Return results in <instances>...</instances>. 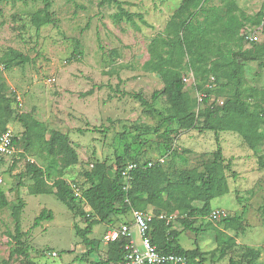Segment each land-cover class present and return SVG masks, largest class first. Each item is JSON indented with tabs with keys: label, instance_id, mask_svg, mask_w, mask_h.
I'll return each instance as SVG.
<instances>
[{
	"label": "rangeland",
	"instance_id": "obj_1",
	"mask_svg": "<svg viewBox=\"0 0 264 264\" xmlns=\"http://www.w3.org/2000/svg\"><path fill=\"white\" fill-rule=\"evenodd\" d=\"M122 1L126 2L123 6L127 10L141 13L146 23L137 17L134 22H116L112 17L116 5L100 6L99 0H53L55 24L36 28L31 15L43 6L41 0H0V91L12 102L7 126L18 138L17 153L0 163V187L11 204L19 199L24 202L19 220L21 229L29 231L25 245L36 264H79L83 257L84 263L92 264L104 259L105 252L99 248L89 258L84 256L87 245L76 234V227H85L84 218L70 211L54 193H32L34 183L25 171L28 162L52 169L51 178H42V184L62 177L70 185L83 188L87 186L85 171L93 168L101 172L109 168L112 173L118 155L139 162L163 157L164 167L175 172L190 169L200 175L217 146L212 131H182L174 124L168 154L160 136L165 128L161 117L148 113L138 100L123 93L141 94L157 109L167 111L163 93L154 101L151 99L153 92L162 90V80L143 65L151 56V38L163 32L182 0ZM263 1L211 0V3L222 6L225 12L241 10L251 16L258 12ZM251 29L247 25L242 35ZM243 44L245 48L249 46ZM10 48L27 56L29 61L6 69L2 58ZM227 70L223 69L220 76H226ZM243 77L247 85L263 88L264 63L246 62ZM205 84L212 89L217 87L209 79ZM186 90L197 101V89L187 85ZM213 93L224 100L227 97L226 92ZM195 110H200L198 104ZM17 116L29 124H42L30 132L28 145L23 135L25 127ZM55 131L64 134L75 149L78 158L75 164L64 166L56 157V164L51 161L43 139ZM217 136L225 163H229L226 169L229 192L212 199V210L223 208L228 216L237 218L241 227L211 221L207 215L195 222V227L203 226L196 233L184 229L180 216L174 213L169 220L170 230L180 231L178 239L184 248L198 245L207 251L208 264H229L230 260L247 264L249 260L244 256L247 249L259 253L251 264H264V144L259 153H254L235 132L223 131ZM79 206L90 212L86 204ZM42 209L50 210L52 219L32 227ZM128 219L129 214L123 220ZM106 225L107 222L94 225L89 238L104 241ZM13 230L10 206L0 208V264H5V260L8 264H21L20 256H9L13 246L9 233ZM132 230L137 247L141 248L137 228L133 226ZM216 235L235 238L234 245L225 246L226 254L222 257Z\"/></svg>",
	"mask_w": 264,
	"mask_h": 264
},
{
	"label": "trees",
	"instance_id": "obj_2",
	"mask_svg": "<svg viewBox=\"0 0 264 264\" xmlns=\"http://www.w3.org/2000/svg\"><path fill=\"white\" fill-rule=\"evenodd\" d=\"M41 1L43 6L31 15V22L36 28L45 24H55L56 21L51 11L53 0ZM98 4L100 6L115 4L117 10L112 17L116 22L123 20L134 22L137 17L146 23L141 13L129 11L123 6L126 4L125 1L99 0ZM247 25L252 27L251 31L259 29L262 34L259 40H245V35H242L241 31ZM150 42L151 56L144 62L143 67L155 72L162 80V90L153 92L151 99L154 101L159 93H163L168 103L167 111L162 112L157 109L141 94L123 93L130 94L138 100L148 113L161 117V124L165 125V128L160 136L164 140L163 146L168 154L171 152L170 136L174 124L182 131L192 129L212 131L215 133L217 146L212 152V159L204 163L200 175H196L190 169L175 172L169 167H164L165 159L164 162H155L151 166H147L149 160H146L130 171V186L127 190L122 188L121 172L129 162H140L126 160L125 157L118 155L116 168L112 173L109 168L101 172L93 168L85 171L87 186L79 188L80 196L75 195L71 185L62 177H55L50 184L47 182L42 184V178H51L52 169L50 167L45 169L28 162L25 171L30 174L34 183L31 192L54 193L70 211L84 218L86 225L84 228L76 227V234L87 245L84 253L87 258L96 252L100 245L99 240L89 238L93 226L101 222L111 223L114 217L120 220V217L130 214L132 208L147 211L151 207L154 213H163L166 216L177 213L184 229L196 233L202 230V224L195 227V222L210 215L213 198L229 192L226 175L229 163H225L217 134L223 131L237 133L254 153H259L261 144H264V87L247 85L243 77L246 62L258 61L260 65L264 63V1L258 12L249 16L241 10L225 12L222 6L212 4L211 0H182L167 20L163 32L151 38ZM243 42L249 46L245 48ZM28 61L27 56L11 48L2 58L6 69ZM184 68H187V71L183 73ZM225 68H228L227 75L221 77L220 73ZM189 71L193 73L195 80L190 85H193L197 92L205 94L199 104L188 94L187 84L183 81V75ZM208 79L217 83L215 89L205 86ZM213 92H226L227 97L223 105L209 104V97H217ZM11 103L10 98L0 91V133L8 125ZM196 104L200 107L198 111L195 110ZM17 119L25 127L23 135L28 145L30 132L35 127L40 128L42 124L39 122L29 124L22 116H17ZM198 121H200L199 126ZM40 136L44 138L43 132ZM43 140L45 149L55 164L56 158L64 166L78 161L75 149L61 132L55 131L49 138ZM13 143L18 144L15 134ZM199 202L201 206L198 205ZM80 203L86 204L90 212L83 210L79 206ZM6 206L11 208L14 225L13 233H9L13 244L9 256H20L21 264H36L30 259L25 245L29 231L21 229L19 220L20 209L24 206V202L19 199L16 204H11L5 191L0 187V208ZM47 219H52V212L42 209L34 218L32 227L38 226ZM219 220L234 227H241L235 217L227 215ZM150 227L149 235L157 250L185 256L187 264H208L207 251L198 245L187 249L180 244L178 239L180 231L170 230L171 221H167L166 218H155L150 223ZM215 241L220 245L219 251L222 257L226 254L225 246L234 245L235 238L226 235L225 239L216 235ZM127 242L126 237L108 242L106 257L92 264L120 261ZM244 256L249 260L247 264H251L258 258L259 253L247 249ZM4 263L8 264V261L5 260ZM229 264H235V261L230 260Z\"/></svg>",
	"mask_w": 264,
	"mask_h": 264
},
{
	"label": "built area",
	"instance_id": "obj_3",
	"mask_svg": "<svg viewBox=\"0 0 264 264\" xmlns=\"http://www.w3.org/2000/svg\"><path fill=\"white\" fill-rule=\"evenodd\" d=\"M261 32L258 28L249 31L245 34V40L248 41H255L261 38ZM213 78V77H212ZM52 80V79H51ZM183 81L187 84L194 83V76L191 71L187 72L183 75ZM205 96L204 93L198 92L197 93V101L198 104L202 102V98ZM18 101L21 104L20 98ZM215 105H223L224 99L217 96L209 97V104ZM13 131L9 126L0 133V163L7 160L11 156L17 153V147L13 143ZM164 162V158L161 157L156 161H148L147 166H151L153 163ZM138 164H142V162H129L125 168L122 170V188L127 190L130 186V171L137 167ZM2 179L0 178V183ZM74 190L76 196H80V190L77 186L71 185ZM127 200V199H126ZM132 216V221L130 224H133L138 231V235L141 241V248L137 247L133 239L131 238V230L130 224L123 223L118 227L109 229L103 236L105 242H112L118 240L120 237H126L128 242L125 245V252L122 259L115 263H107V264H187V259L185 256L175 253H164L157 250L156 246L152 243L149 231H150V223L155 218H166L167 221L173 218L174 214L170 216H166L163 213H153L143 210H138L132 208L130 211ZM210 219L211 220H219L227 216V212L223 208H215L210 212ZM55 255V253H52Z\"/></svg>",
	"mask_w": 264,
	"mask_h": 264
},
{
	"label": "crops",
	"instance_id": "obj_4",
	"mask_svg": "<svg viewBox=\"0 0 264 264\" xmlns=\"http://www.w3.org/2000/svg\"><path fill=\"white\" fill-rule=\"evenodd\" d=\"M2 183V182H1ZM152 210V208L151 207H149L148 209H147V211L148 212H153V211H151ZM115 219H113V222H111V223H107V227H106V229H104V232H103V235H102V238H103V236H104V234L109 230V229H111V228H115V227H118L119 225H121V224H123V223H131V221H132V216H131V214H129V219L128 220H123V219H126V216H122V217H120V220H116V219H118V218H116V217H114ZM133 224H130V230H131V238L133 239V241L135 242V239H134V236H133V230H132V228H133ZM135 227V226H134ZM136 228V227H135ZM95 239V238H94ZM97 240V239H96ZM99 248H102L103 249V251L105 252V257H106V252H107V248H108V242H104V241H101V242H99ZM135 244H136V242H135ZM137 245V244H136ZM83 251H85V250H83ZM83 259V258H82ZM90 259H91V257H90ZM84 260V259H83ZM83 260H82V263H79V264H90L89 262H83Z\"/></svg>",
	"mask_w": 264,
	"mask_h": 264
},
{
	"label": "bare ground",
	"instance_id": "obj_5",
	"mask_svg": "<svg viewBox=\"0 0 264 264\" xmlns=\"http://www.w3.org/2000/svg\"><path fill=\"white\" fill-rule=\"evenodd\" d=\"M209 219H210V216H209ZM211 220V219H210ZM212 221V220H211ZM55 253V252H54Z\"/></svg>",
	"mask_w": 264,
	"mask_h": 264
}]
</instances>
